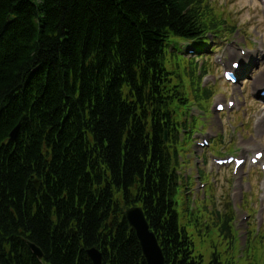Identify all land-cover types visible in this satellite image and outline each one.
Listing matches in <instances>:
<instances>
[{
    "label": "trees",
    "instance_id": "16d2710c",
    "mask_svg": "<svg viewBox=\"0 0 264 264\" xmlns=\"http://www.w3.org/2000/svg\"><path fill=\"white\" fill-rule=\"evenodd\" d=\"M196 24L186 0H0V264H40L25 239L48 264H92V246L102 264H146L127 223L107 224L117 195L142 205L168 264H199L161 149L178 95L163 44ZM24 76L35 98L12 91Z\"/></svg>",
    "mask_w": 264,
    "mask_h": 264
},
{
    "label": "rangeland",
    "instance_id": "374dc122",
    "mask_svg": "<svg viewBox=\"0 0 264 264\" xmlns=\"http://www.w3.org/2000/svg\"><path fill=\"white\" fill-rule=\"evenodd\" d=\"M218 5L215 7H212L213 9L215 8L216 10L221 11L222 7H225L228 11L232 13L233 19L237 21V24H245L249 23L252 25L251 31H257L256 35L253 36L257 40H263L264 41V22L262 21V18L259 19V13L257 11V6L256 3H253L252 0H217ZM252 2V5H251ZM221 5V6H219ZM229 14H226L228 16ZM248 28V26H246ZM215 43L220 44L219 40H216ZM213 43V45L215 44ZM255 51L256 48L255 46L253 47ZM216 52H219L217 50ZM207 54H213L214 52L207 51ZM259 55L261 56V53L259 52ZM264 59L260 60L259 64H256L252 67H250V72L253 75V77L257 78L259 81H262L264 79ZM255 67V71L253 69ZM213 74L216 76H219L218 71H213ZM212 78V76H209ZM217 89L219 90H225V85L222 82L217 83ZM219 99V95L214 96V100ZM201 109H200V114L194 117L195 122H194V127H193V133L194 134H206L208 125L210 123L211 117H212V112L210 110V104L207 101H201ZM255 114V113H254ZM239 119H245L241 114L239 116H234L233 123H237ZM225 125V122H223ZM212 125L215 126V128H219V123L217 121H212ZM242 134L243 138L248 137L249 133L247 131V123L245 126L238 127L237 128V135ZM257 140L256 136H253V138H249L248 141L250 143H255ZM236 140L233 137L232 132L227 130L225 126L222 128L221 131H219V134L212 138L208 144V147L206 148V155L207 156H216V155H226V154H236L238 152L237 148L235 147ZM185 151V156L187 158V165L189 164V159L193 157V154L190 152V145H188ZM191 163V162H190ZM192 164H189V167H192ZM196 170V168H195ZM209 168L208 167H201L198 169L199 175L201 177V180L207 184L205 191L208 193L210 185L208 184L210 182H213L214 180H217L212 173L208 172ZM220 174H217V177L220 178V180L217 181V184L214 187L215 191V206L220 209L224 210L225 204H229L228 198L223 199V193L225 191L226 185L221 182L222 177H229L230 175V169H221L219 170ZM262 175L260 174V171L258 169H252L250 171V174L248 175V178H250L252 181L255 183V188H258V184L264 179ZM227 181V179H225ZM224 180V182H225ZM190 185L192 184V179H189ZM245 182V181H244ZM263 182V181H262ZM234 183V179L231 181V185L229 186L228 190L225 192L227 194H230L231 187ZM251 185H253L250 182ZM244 185V191L249 190L251 187L249 183H245ZM199 188V187H198ZM203 188H199L198 190H202ZM240 189L237 190V194L239 195ZM243 200L248 202L250 206L253 204H257V200L255 196L253 195L252 191L249 193H244L243 195ZM177 201L179 203V206H181L184 202V199L181 197L179 194L177 197ZM235 201V198L234 200ZM239 202V197L237 196L236 203ZM246 202H243V205L248 206ZM249 207V206H248ZM237 211V210H236ZM257 208L255 210L251 209V212H253L251 216V222L254 226L256 227H261L262 230L264 231V207L263 205H260V210L258 211V214L256 215ZM260 213H263V218L260 217ZM242 215L239 213L237 218L234 221V224L238 230V233L241 235V240H244L245 237V222L242 221L241 219ZM182 223V220H180ZM194 221H192L193 223ZM192 223L188 224L187 226L191 228V233L193 237V241L195 242L196 250L202 254L203 256V264H209V260L211 258V251L213 249H217L218 251L222 252L223 250L221 249L222 245H219L218 241L215 238V234L210 235L209 237L203 236L202 232H197L192 228ZM264 241L261 242L259 239L255 240L253 239L250 244L248 245L247 249L245 251H238V249L234 246L233 250V262L232 264H264ZM223 259V257H221Z\"/></svg>",
    "mask_w": 264,
    "mask_h": 264
},
{
    "label": "water",
    "instance_id": "95a60500",
    "mask_svg": "<svg viewBox=\"0 0 264 264\" xmlns=\"http://www.w3.org/2000/svg\"><path fill=\"white\" fill-rule=\"evenodd\" d=\"M8 19L9 21L12 20L11 17H8ZM18 128L19 125L11 131L10 136L12 139L14 138L15 132ZM129 222L135 228L137 236L141 239V244L148 264H164L156 241L153 235L148 231V225L143 219L139 210H133V212L129 215ZM29 246L32 248L35 254L41 256L40 250L33 243H29ZM89 256L95 264H99L100 255L97 253V251L91 249L89 251Z\"/></svg>",
    "mask_w": 264,
    "mask_h": 264
},
{
    "label": "bare ground",
    "instance_id": "6f19581e",
    "mask_svg": "<svg viewBox=\"0 0 264 264\" xmlns=\"http://www.w3.org/2000/svg\"><path fill=\"white\" fill-rule=\"evenodd\" d=\"M12 91L15 93H25L27 94L28 98H35L36 93V89H34V87H30V83L28 82V76H24L23 79L19 81L18 85L12 87ZM29 94H31L30 97Z\"/></svg>",
    "mask_w": 264,
    "mask_h": 264
}]
</instances>
